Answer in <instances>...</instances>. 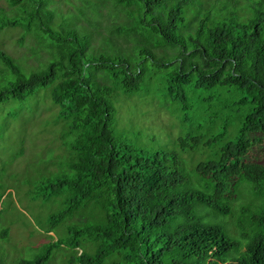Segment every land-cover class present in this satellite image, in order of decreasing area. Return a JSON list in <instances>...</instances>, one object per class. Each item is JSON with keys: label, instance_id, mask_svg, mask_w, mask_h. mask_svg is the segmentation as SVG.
<instances>
[{"label": "trees", "instance_id": "trees-1", "mask_svg": "<svg viewBox=\"0 0 264 264\" xmlns=\"http://www.w3.org/2000/svg\"><path fill=\"white\" fill-rule=\"evenodd\" d=\"M3 1L0 31L46 56L24 71L0 51V103L49 87L66 128V157L34 198L59 205L48 233L69 223L71 239L19 264L65 244L69 264H264V163L251 157L264 152V0H83L66 24L51 2ZM138 92L188 124L171 150L113 135V98ZM197 149L190 175L179 152Z\"/></svg>", "mask_w": 264, "mask_h": 264}, {"label": "rangeland", "instance_id": "rangeland-1", "mask_svg": "<svg viewBox=\"0 0 264 264\" xmlns=\"http://www.w3.org/2000/svg\"><path fill=\"white\" fill-rule=\"evenodd\" d=\"M45 1L51 2L48 8L54 10V23L66 24L78 18L76 7L83 0ZM0 9L4 17L11 16L3 0H0ZM20 34L17 29L0 31V51L13 58L24 71L36 69L39 62L45 61V52L38 53L33 39ZM31 48L41 57L32 55ZM49 92V87L38 89L25 100L9 99L0 103V264L33 261L47 250L44 244L71 239L65 231L69 223L54 224L48 233V216L57 212L59 205L34 198L35 187L57 174L59 164L66 157L60 141L66 128L56 121L57 112ZM113 106L112 130L118 143L129 142L147 150H171L189 130L188 124L182 123L176 104L152 92H138L128 97L118 95L113 98ZM179 156L190 175L193 166L202 160L200 149L179 152ZM251 157L255 162L264 163V152L259 147L252 149ZM223 221L230 222V218ZM3 230H6L4 235ZM49 250L42 264H69L75 254L66 244Z\"/></svg>", "mask_w": 264, "mask_h": 264}]
</instances>
